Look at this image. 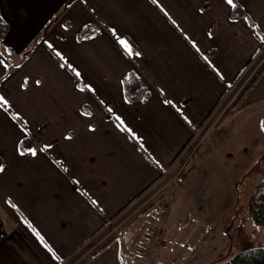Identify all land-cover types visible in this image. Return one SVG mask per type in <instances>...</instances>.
I'll return each mask as SVG.
<instances>
[{
  "label": "crops",
  "instance_id": "1",
  "mask_svg": "<svg viewBox=\"0 0 264 264\" xmlns=\"http://www.w3.org/2000/svg\"><path fill=\"white\" fill-rule=\"evenodd\" d=\"M236 1L248 18L232 0H0V264H141L148 226L149 260L153 230L167 245L159 190L228 104L264 106V0ZM131 72L148 100H128Z\"/></svg>",
  "mask_w": 264,
  "mask_h": 264
},
{
  "label": "rangeland",
  "instance_id": "2",
  "mask_svg": "<svg viewBox=\"0 0 264 264\" xmlns=\"http://www.w3.org/2000/svg\"><path fill=\"white\" fill-rule=\"evenodd\" d=\"M237 105L228 104L202 132L183 168L159 190L169 199L167 223L160 224L167 245L160 248L162 242H155L149 260L154 226L141 230L136 253L144 255V264H220L240 251L264 246L263 228L248 208L256 185L264 180V106L253 103L234 111Z\"/></svg>",
  "mask_w": 264,
  "mask_h": 264
},
{
  "label": "trees",
  "instance_id": "3",
  "mask_svg": "<svg viewBox=\"0 0 264 264\" xmlns=\"http://www.w3.org/2000/svg\"><path fill=\"white\" fill-rule=\"evenodd\" d=\"M233 10L232 18H248L246 13L240 7L236 0H232ZM252 26L258 31L256 25L251 21ZM96 29L84 28L79 32V38L84 39L90 37L96 33ZM9 32V25L3 19L0 13V43L6 37ZM263 49V47H262ZM261 49V50H262ZM8 53L11 52V49L7 48ZM31 48H29L25 54L24 58L30 53ZM211 54V53H210ZM8 72L6 75H9L12 70L17 66L15 63L10 61ZM2 78L0 81H2ZM124 88L125 93L129 101H146L150 96V92L143 85L141 79L134 72H131L128 76L124 78ZM245 95V94H244ZM83 110L87 113H91V109L87 106L83 107ZM20 148L22 151H28L31 149L30 143L28 140H23L21 142ZM249 214L253 222L257 225H260L264 231V180L260 181L250 197L249 200ZM109 244V243H108ZM106 244L104 247H106ZM220 264H264V246L253 247L244 251H240L235 254L232 258L220 263Z\"/></svg>",
  "mask_w": 264,
  "mask_h": 264
},
{
  "label": "built area",
  "instance_id": "4",
  "mask_svg": "<svg viewBox=\"0 0 264 264\" xmlns=\"http://www.w3.org/2000/svg\"><path fill=\"white\" fill-rule=\"evenodd\" d=\"M153 234L155 235V240L156 242H159L160 241V234H161V231H158V232H155L153 231Z\"/></svg>",
  "mask_w": 264,
  "mask_h": 264
}]
</instances>
